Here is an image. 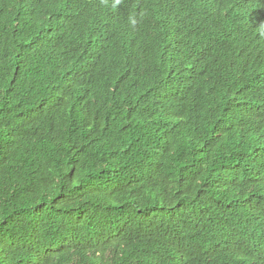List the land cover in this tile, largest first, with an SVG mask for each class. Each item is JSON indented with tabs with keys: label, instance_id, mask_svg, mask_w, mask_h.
I'll return each instance as SVG.
<instances>
[{
	"label": "trees",
	"instance_id": "obj_1",
	"mask_svg": "<svg viewBox=\"0 0 264 264\" xmlns=\"http://www.w3.org/2000/svg\"><path fill=\"white\" fill-rule=\"evenodd\" d=\"M178 17L0 0V264H264V40Z\"/></svg>",
	"mask_w": 264,
	"mask_h": 264
},
{
	"label": "clouds",
	"instance_id": "obj_2",
	"mask_svg": "<svg viewBox=\"0 0 264 264\" xmlns=\"http://www.w3.org/2000/svg\"><path fill=\"white\" fill-rule=\"evenodd\" d=\"M161 5L166 18L180 14L169 20L174 28L186 29L194 24L196 29L216 36H231L242 32L241 28L233 27L235 22L244 29L252 24L250 32L245 33L250 35L248 39L264 40V0H161ZM257 53L264 54V44Z\"/></svg>",
	"mask_w": 264,
	"mask_h": 264
}]
</instances>
